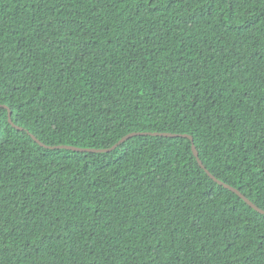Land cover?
<instances>
[{
    "label": "trees",
    "instance_id": "16d2710c",
    "mask_svg": "<svg viewBox=\"0 0 264 264\" xmlns=\"http://www.w3.org/2000/svg\"><path fill=\"white\" fill-rule=\"evenodd\" d=\"M0 107V264H264V0H0Z\"/></svg>",
    "mask_w": 264,
    "mask_h": 264
},
{
    "label": "water",
    "instance_id": "95a60500",
    "mask_svg": "<svg viewBox=\"0 0 264 264\" xmlns=\"http://www.w3.org/2000/svg\"><path fill=\"white\" fill-rule=\"evenodd\" d=\"M1 109V107H0ZM9 122L10 124L13 125V127L17 128L18 130L20 131H23L24 129L21 128V127H18L14 124L13 122V119H12V113H10L9 115ZM139 135H150V136H163V137H166V138H174V137H180L181 135H174V134H169V133H155V134H152V133H133V134H130L128 135L127 137H125L124 139H122L120 141V143H118L116 146H114L112 149H84V148H79V147H74V146H67V145H63V146H57V147H51V146H46L45 144H43L40 140H38L37 138L34 137V139L43 147L45 148H48V149H65V150H70V151H75V152H89V153H108V152H111L113 150H115L120 144L124 143L125 141L135 137V136H139ZM182 137H185V138H188L191 140L192 142V145H193V152H194V155L195 157L198 159L200 165L202 167L203 166V163L201 162L200 160V156H199V153H198V150L194 144V139L193 137L191 136H188V135H183ZM205 168V167H204ZM208 174L216 180V182H218L220 185L224 186L226 189L236 193L238 196H240L249 206L253 207V209H255L256 211L264 214V211L261 210L260 208H258L254 203H252L248 198H246L239 190L231 187L230 185L222 182V181H219L218 179H216L209 171H207Z\"/></svg>",
    "mask_w": 264,
    "mask_h": 264
}]
</instances>
